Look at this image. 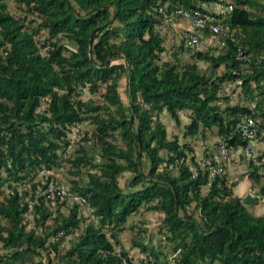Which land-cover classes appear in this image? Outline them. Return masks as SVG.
Returning a JSON list of instances; mask_svg holds the SVG:
<instances>
[{
  "label": "trees",
  "instance_id": "1",
  "mask_svg": "<svg viewBox=\"0 0 264 264\" xmlns=\"http://www.w3.org/2000/svg\"><path fill=\"white\" fill-rule=\"evenodd\" d=\"M208 1L14 0L23 12L14 15L0 0V247L5 249L0 264H121V258L131 263L118 232L144 202L162 213L175 264H264V213L250 211L232 193L226 172L210 178L191 145L168 138L158 117L164 110L178 123V111L187 109L184 135L214 125L229 148L244 142L236 131L243 116H261L256 120L264 127L258 103L264 101V1L229 0L231 8L221 12L206 10L201 3ZM162 4L166 12L178 5L196 7L225 25L222 44L189 53L207 62L206 69L193 61L178 64L175 49L172 60L160 58L158 26L164 16L156 8ZM27 14L35 20H25ZM40 30L45 36L39 41L34 34ZM182 45L187 48L183 38ZM232 80L247 99L258 95L252 106L219 107L216 88ZM82 87L101 89L99 97H80ZM83 120L93 127L83 130L68 157L63 153L68 126ZM84 142L97 147L98 160ZM64 159L67 189L83 198L66 212L59 209L63 198L37 192L45 182L33 180L41 168H59ZM245 163L241 174L260 181V164ZM124 171L129 174L120 182ZM256 201L252 193L250 204ZM80 204L88 208V220L78 211ZM27 211L33 214L28 227ZM67 235L72 240L59 251ZM148 254L139 264H168L151 247Z\"/></svg>",
  "mask_w": 264,
  "mask_h": 264
},
{
  "label": "rangeland",
  "instance_id": "2",
  "mask_svg": "<svg viewBox=\"0 0 264 264\" xmlns=\"http://www.w3.org/2000/svg\"><path fill=\"white\" fill-rule=\"evenodd\" d=\"M6 1V7L7 9L14 15H22V11L20 10V6H17V4L14 2V0H5ZM229 0H217V1H208V2H202L201 5L208 11H215V12H221L225 9V5ZM264 1V0H263ZM25 20L27 18H33L32 14H27L25 16ZM181 17H178L176 15H169L167 17H164L163 21L161 22L160 26H158V29L160 33L163 35V45L164 50L160 53L161 59H170L172 60V54L171 51L175 49L176 57H177V63H184V62H195L197 67L202 70L206 69L208 66V63L195 59L190 56L191 49L185 48L183 45L179 46L181 43V31L183 30L182 25H175V22L180 21ZM31 21V24L33 25L34 21ZM185 20V19H184ZM45 32L44 30H40L38 33L34 34V37L39 38V41L44 38ZM212 42V41H211ZM38 43V42H37ZM214 43V42H212ZM67 44V42H65ZM39 45V43H38ZM204 48V47H203ZM39 51L41 53L44 52V48L39 46ZM222 69V66L217 67V71H220ZM209 71V69H208ZM212 76V75H211ZM213 77V76H212ZM123 79L119 81L118 89L120 92V95L122 97L123 103H125L124 99V93H123ZM99 90H96L95 92H89L86 87H82L80 91V97L86 98V97H99ZM216 94L218 95L216 102H218L219 107L222 108L225 105H231L234 103H244L248 104L249 106H252L256 99H258V95L254 99H247L244 94L242 93L241 87L238 85V80H232V81H223L221 82L218 87L216 88ZM261 107H264V101L258 102ZM188 110L187 109H181L178 111V117L179 121L174 122V120L168 115L167 112L162 110L158 117L160 121L164 124L165 132L168 138L176 137L179 142L186 141L188 144L192 147V154L194 159L200 164L204 165L206 163H209L214 159L216 163H223L225 160L218 157L216 154V143L217 141H220V135H217L215 133V126L212 125L210 128H199L198 131L194 134H183V129L185 123L189 120L188 117ZM261 116H256V119L258 121L261 120ZM76 130H74V126H71L69 130H67L66 136L68 137V147L70 154L68 157L73 155V149L77 145V139L79 135L83 132V130H91L93 127V124L89 120H83L80 122H77L74 124ZM117 141H120L119 138ZM84 147L86 148L87 152L91 154L92 158L94 160H98V150L96 146H92L86 142L83 143ZM252 149L256 152H259V155L264 156V127H261L260 133L258 134L256 140L254 141L252 145ZM189 153H187L186 161L188 160ZM238 157V158H237ZM234 157L236 160H243L241 162V167H246V163L244 162V159L241 158V156ZM65 158V157H64ZM69 166V162L65 159L62 162V165L58 168L59 172V180L60 182L67 186L69 181V173L67 171V168ZM87 166H80V170L89 169L94 170L95 168H86ZM260 169L264 170V163L260 164ZM129 173L127 171H124L119 176V181L121 182L122 179L127 176ZM236 176L235 182L232 184V187L234 190H236L237 185H239L243 180L246 179L245 175L243 174H234ZM80 176H84V173H82ZM232 176V175H230ZM228 176V177H230ZM39 175L38 172L34 175L33 180L38 179ZM264 183V176L263 178L255 182V189L252 190V193L257 194V201L251 205V201L246 204L249 205L247 208L252 212L257 213H264V192L260 191V185ZM26 188L29 190V183L24 184ZM21 186V185H20ZM1 187L5 190L6 189V183H3ZM250 188V187H249ZM201 191L204 192L206 189V184L201 186ZM30 191V190H29ZM36 191L41 193L43 192V188L40 185H37ZM252 195V194H251ZM261 195V196H260ZM25 199L27 197L25 196ZM260 206V210H256V206ZM192 205V202L191 204ZM59 209L63 212H66V208L63 206H59ZM78 211L81 212V214L84 216L85 220L89 219V210L86 206L83 204H80L78 207ZM181 213V211H179ZM32 212L27 211L25 213V221H26V227L32 225ZM192 216L195 219H198V210L194 209L192 212ZM161 217L162 213L158 210H154L152 208L147 207V203H142L139 205V207L130 212L123 223V229L118 232V238L120 241L121 246L126 250L127 255L130 257L132 263H142L147 259H150V254H148V251L151 248L155 250L160 260H166L168 264H175L174 259L172 258L175 254V251L171 249L172 242L167 240L164 236V231L161 228ZM47 222L50 220H46ZM40 228H37L39 230ZM72 238L70 235L65 236V238L60 242L59 244V251H62L67 247V245L71 242ZM136 242H141L145 244L146 249L141 250L140 246L136 244ZM5 249L0 247V252L4 251ZM55 256L50 255L49 261H54ZM42 264H46L45 261L42 262Z\"/></svg>",
  "mask_w": 264,
  "mask_h": 264
},
{
  "label": "built area",
  "instance_id": "3",
  "mask_svg": "<svg viewBox=\"0 0 264 264\" xmlns=\"http://www.w3.org/2000/svg\"><path fill=\"white\" fill-rule=\"evenodd\" d=\"M230 8L231 4L227 2V4L225 5V9L228 10ZM156 9L158 12L162 13L164 17H167L169 15H176L188 21L191 29H183L181 31V37L183 38L184 44L187 46V48L193 50L206 47L212 42L217 44L223 43V37L226 32V27L207 11L199 10L196 7H184L178 5L166 12L164 4L158 5ZM205 30L207 32H205ZM71 126H74V130H76L74 124L69 125L68 130L71 128ZM260 129L261 128L256 119L249 115L243 116L236 124V131L244 140V142L242 144H238L229 148L224 141H217L215 147L216 154L218 155V157L224 160H229L232 157L241 156V158H243L245 162L250 163L251 165L264 163V156L259 155V152H256L252 149V145L256 140L258 134L260 133ZM63 153L65 155H68L70 153L68 145L65 146ZM204 165L209 169L210 178L214 173L225 174L224 167L218 162L215 164L206 163ZM192 170H194V166H192ZM38 175L40 177V180L42 182H45L43 191H46L48 195H57L59 198H63V207L70 205L73 201L80 203L83 201V198L81 196L69 191L67 189V186L63 185L60 182L58 168H41L38 171ZM44 179L46 180L44 181ZM235 180L236 176L232 175L230 177H227L226 183H234ZM121 264L137 263H129L125 258H121ZM144 264L156 263L150 261Z\"/></svg>",
  "mask_w": 264,
  "mask_h": 264
},
{
  "label": "crops",
  "instance_id": "4",
  "mask_svg": "<svg viewBox=\"0 0 264 264\" xmlns=\"http://www.w3.org/2000/svg\"><path fill=\"white\" fill-rule=\"evenodd\" d=\"M175 25H182L183 29H187V30L191 29V26L189 25L188 21L184 19H181L180 21L175 22ZM241 162H243V160H236L234 157H232L229 160H225L223 163H221L225 169L227 177L230 175H234V174L239 175L246 170L247 166L241 167L240 166ZM258 171L261 173L260 175V180H261L264 176V170L259 168ZM245 177L246 179L243 180L239 185H237L236 190H234V188L231 185V191L233 194H236L240 197H242L245 193L252 194V190L255 189V182L252 181L250 178H248L246 175ZM255 206H256L255 208L256 210H260V206H258L257 204H255ZM254 213H257V212L254 211Z\"/></svg>",
  "mask_w": 264,
  "mask_h": 264
},
{
  "label": "water",
  "instance_id": "5",
  "mask_svg": "<svg viewBox=\"0 0 264 264\" xmlns=\"http://www.w3.org/2000/svg\"><path fill=\"white\" fill-rule=\"evenodd\" d=\"M251 200H252V195L250 193H245L241 197V201H242L243 204H248Z\"/></svg>",
  "mask_w": 264,
  "mask_h": 264
}]
</instances>
